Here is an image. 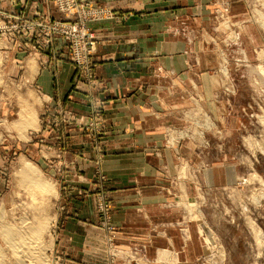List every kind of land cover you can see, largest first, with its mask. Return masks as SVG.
I'll list each match as a JSON object with an SVG mask.
<instances>
[{"label": "crops", "instance_id": "0c3cea01", "mask_svg": "<svg viewBox=\"0 0 264 264\" xmlns=\"http://www.w3.org/2000/svg\"><path fill=\"white\" fill-rule=\"evenodd\" d=\"M94 1L121 16L117 23L92 24L101 83L97 92L74 87L78 71L67 57L63 38L55 39L52 55L38 53L28 59L19 80L15 71L23 64L24 53L14 42L20 38L0 37V77L6 76V86L0 85V117L9 119L18 108L9 127L18 140L24 133L29 144L30 129L22 132L14 124L29 108L32 90L44 99V104H30L38 119V137L31 140L38 157L46 159L48 145L47 154L56 162L64 159L75 166L68 169V179L61 177L55 264H201V224L188 213V196L199 195L196 188L229 173L228 169L222 173L221 165L204 167L183 129L197 96H204L208 111L216 110L211 82L222 81V75L205 72L212 57L205 52L207 40H213L212 18L207 15L211 7L207 0ZM37 12L56 19L63 16L50 0H0V14L14 21ZM98 98L109 130L102 139V155L90 135L75 124H45L58 110L88 120ZM98 157L108 178L101 187L93 183ZM102 201L110 206L108 214L99 210Z\"/></svg>", "mask_w": 264, "mask_h": 264}, {"label": "rangeland", "instance_id": "374dc122", "mask_svg": "<svg viewBox=\"0 0 264 264\" xmlns=\"http://www.w3.org/2000/svg\"><path fill=\"white\" fill-rule=\"evenodd\" d=\"M50 1L62 13L61 18L37 12L31 18L21 15L23 22L34 21L39 17L42 22L78 25L74 38L78 39L77 42L71 44L62 36L56 37L63 38L67 43V57L78 71L74 87L78 91L88 88V91L97 92L101 83L96 72L97 37L92 24L104 21L117 23L121 21V16L94 0H72L74 3L65 11L60 8L58 0ZM207 7H211V12L207 15L212 18V24H209L212 30L209 33L213 40L209 38L206 42V55L212 57H209L211 60L207 64L209 70L205 72L207 75L221 72L222 81L218 79L211 82L215 91L212 101L215 112L208 111L204 96H197L190 106L189 120L183 129L190 135L185 139L195 143V152L200 157L198 161L204 167L221 165L222 173L227 169L229 173L221 174L220 181L215 176L214 184L206 181V185L196 188L199 195L193 192L191 197L188 196L191 199L188 200L190 208L187 210L201 224L204 243L201 264H264V244L257 234L260 230L264 235V0H207ZM0 16V25L19 22L18 18L14 21L16 18L5 13ZM6 19L13 21L8 23ZM85 35H88L92 44H87ZM0 37L20 38L14 42L16 49L24 53V62L15 71L19 80L23 76L27 60L38 53L47 55L51 52L52 55L55 42L54 40L51 47L47 48L45 33L37 30L29 34L15 33ZM217 59L221 62L220 65ZM5 77H0L1 86H6ZM6 90L10 91L11 85ZM17 91L20 89L17 88ZM28 94L29 108L21 111V119L14 126L22 132L30 129L29 144L24 133L20 135L22 140H18L9 127L17 118L18 108L10 114L9 119L0 117L5 121L0 123V264H16L17 261L4 229L28 225L41 213L48 215L49 227L45 229L46 232L44 230L43 235H46L36 240L39 242L36 246L43 244L45 249L42 263L55 264L61 177L64 181L68 179L66 176L71 172L68 169L75 167L72 161L63 159L59 161L61 164L56 162L55 158L47 154L50 151L48 145L46 159L38 157L37 148L31 143V140L36 142L34 137L37 136L38 119L30 104H44V99L38 95L36 97L32 90ZM2 95L0 91V96ZM103 107L102 100L98 98L92 104L88 120L85 115L58 110V113L50 117L45 116L49 118L45 124L53 126L60 123L71 127L75 124L78 129L90 135L92 146L102 155V139L109 131L103 118ZM42 123L41 119L40 124ZM27 163L30 164V169H34L39 181L51 185V188L41 189L34 185L31 177L25 174ZM102 164L99 157L94 161L93 183L97 187L108 181L103 174ZM184 167L187 168V165ZM194 172L192 171L193 174ZM99 210L108 214L110 206L102 201L99 203ZM203 226L211 231L209 238Z\"/></svg>", "mask_w": 264, "mask_h": 264}, {"label": "bare ground", "instance_id": "6f19581e", "mask_svg": "<svg viewBox=\"0 0 264 264\" xmlns=\"http://www.w3.org/2000/svg\"><path fill=\"white\" fill-rule=\"evenodd\" d=\"M28 165L30 166V164L27 163V167L25 169V170H27V173H25V174L27 176L31 177V180L33 181L34 185L39 186L41 189L51 188V185L40 182L41 180L39 181V178L37 177L35 172H33L34 169H30L31 166L29 168ZM44 216H45V214L41 213V214H39L38 217L33 219L34 221L32 223H28V225L27 224L25 226L19 225L20 227L12 226L11 228L6 227L4 229V234L7 237V239L9 240L10 246H11L15 256H17L16 264L18 262H19V264H44V263H42V260L44 259L43 258V255H44L43 252L45 250L43 247V244H41L40 247L36 246L39 243L37 241L46 235V234L43 235L44 230L47 227H49V226H47V216L48 215L46 214V216L45 217ZM203 228H204L205 232L207 233V237L209 238L212 235L211 231L206 226H203ZM46 231L47 230H45V232ZM39 233H41V234H39ZM257 234H258V239L263 241V244H264L263 233L259 230L257 232ZM30 237H32V238H30ZM11 255H12V253H11Z\"/></svg>", "mask_w": 264, "mask_h": 264}, {"label": "built area", "instance_id": "2783aa9c", "mask_svg": "<svg viewBox=\"0 0 264 264\" xmlns=\"http://www.w3.org/2000/svg\"><path fill=\"white\" fill-rule=\"evenodd\" d=\"M58 4L60 8L65 11L70 9L71 5L74 3L72 0H58ZM40 18L35 19L34 21L23 22V19L18 18V23H14L12 25L4 24L0 25V35L1 36H11L15 33L20 34H29L34 31H39L40 33H45L46 42L45 46L47 48L51 47L54 42L56 36L64 37L68 42L72 44L77 42L78 39L75 38V34L77 32L78 25H66L59 22H50V21H39ZM38 21V22H37ZM86 36V35H85ZM88 39V45L92 44L88 35L86 36ZM108 208V207H107Z\"/></svg>", "mask_w": 264, "mask_h": 264}]
</instances>
